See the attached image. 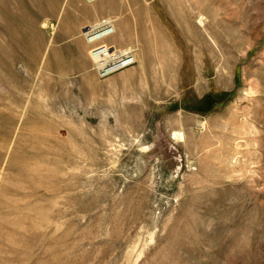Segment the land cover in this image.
I'll use <instances>...</instances> for the list:
<instances>
[{
	"label": "rangeland",
	"instance_id": "obj_1",
	"mask_svg": "<svg viewBox=\"0 0 264 264\" xmlns=\"http://www.w3.org/2000/svg\"><path fill=\"white\" fill-rule=\"evenodd\" d=\"M0 264H264V0H0Z\"/></svg>",
	"mask_w": 264,
	"mask_h": 264
},
{
	"label": "bare ground",
	"instance_id": "obj_2",
	"mask_svg": "<svg viewBox=\"0 0 264 264\" xmlns=\"http://www.w3.org/2000/svg\"><path fill=\"white\" fill-rule=\"evenodd\" d=\"M200 22H202V19H200ZM111 21H105L103 23L98 24L97 26H95L92 29H89L88 31H86L85 36H90L89 42L98 40L102 37H107L109 35H111V33L113 32V30H109L110 28H112L111 26L113 24H111ZM186 23V22H185ZM96 42V41H95ZM94 42V43H95ZM133 50H131V55H126V56H120V58H113L107 65V69H111V68H117L120 69L121 67H123V65H126L131 63L134 59V54L132 52ZM181 138V137H180ZM75 145V144H74ZM44 147V146H43ZM47 158V157H46ZM27 167V166H26ZM41 170V169H40ZM35 172V171H34ZM39 208V207H38ZM21 221V220H20Z\"/></svg>",
	"mask_w": 264,
	"mask_h": 264
},
{
	"label": "water",
	"instance_id": "obj_3",
	"mask_svg": "<svg viewBox=\"0 0 264 264\" xmlns=\"http://www.w3.org/2000/svg\"><path fill=\"white\" fill-rule=\"evenodd\" d=\"M86 30V27L85 28H83V32ZM101 73H104L105 74V72H101V71H99V74H101Z\"/></svg>",
	"mask_w": 264,
	"mask_h": 264
}]
</instances>
